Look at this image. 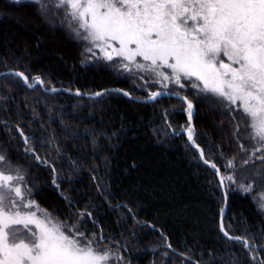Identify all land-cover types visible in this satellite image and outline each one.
<instances>
[{
	"label": "trees",
	"instance_id": "trees-1",
	"mask_svg": "<svg viewBox=\"0 0 264 264\" xmlns=\"http://www.w3.org/2000/svg\"><path fill=\"white\" fill-rule=\"evenodd\" d=\"M55 5L48 0L42 13L35 1L0 0V73L83 94L122 88L146 99L161 91L146 74L86 51ZM173 88L166 91L197 107L194 140L205 159L236 181H226L225 230L247 236L254 249L220 231L224 194L182 134L188 115L180 100L142 104L114 92L88 99L0 78V151L42 210L104 237L99 250L110 248L120 264H264V161L242 165L254 148L246 117L210 94ZM233 159L236 167H226ZM249 184L253 191L245 192L241 185Z\"/></svg>",
	"mask_w": 264,
	"mask_h": 264
},
{
	"label": "snow or ice",
	"instance_id": "snow-or-ice-1",
	"mask_svg": "<svg viewBox=\"0 0 264 264\" xmlns=\"http://www.w3.org/2000/svg\"><path fill=\"white\" fill-rule=\"evenodd\" d=\"M35 2L42 13L48 11V0ZM55 6L64 9L75 35L87 41L86 51L95 55L99 49L107 61L119 58L124 71L144 73L159 84L162 90L150 92L149 100L173 84L234 106L246 117L247 139L254 145L242 165L264 161V0H56ZM15 75L28 83L23 73ZM36 84L43 81L35 77L29 86ZM180 98L187 104V138L203 158L190 126L193 104ZM6 160L0 154V264H109L120 259L110 248L99 250L104 237L88 236L79 222L69 224L40 209L30 199L32 190L21 170L5 167ZM211 167L219 174L214 163ZM226 167L235 168V160ZM225 181L236 182L232 175L222 176L221 185ZM241 187L253 191L252 184ZM260 207L264 210V203ZM221 231L245 249L255 248L247 236H232L223 224Z\"/></svg>",
	"mask_w": 264,
	"mask_h": 264
},
{
	"label": "water",
	"instance_id": "water-1",
	"mask_svg": "<svg viewBox=\"0 0 264 264\" xmlns=\"http://www.w3.org/2000/svg\"><path fill=\"white\" fill-rule=\"evenodd\" d=\"M15 73H17L16 71H5L3 73H0V78H4V77H9V76H16ZM20 73V72H19ZM25 76V75H24ZM16 77H19V76H16ZM21 78V77H20ZM22 79V78H21ZM23 82H24V85L28 88V89H31V90H34L36 87L40 86L42 88V90L45 92V93H50V94H54V93H58V92H65V93H68V94H72V95H76V96H79V97H85V98H88V99H95V98H98L100 96H103L109 92H114V93H120V94H123L124 92H127L125 89H122V88H113V89H108V90H104V91H101V92H98V93H102V95H96L97 93H94V94H83L79 91H75V92H72L71 90L69 89H61V88H57L55 89V91H52V89L48 90L45 88L44 86V83L42 85L40 84H36L34 87H30L29 85L32 84V82L28 79V83H25L24 79H22ZM164 95H161V96H158L155 100H149V97L146 98V99H137V98H134L132 97V95H129L126 96L127 98L129 99H132L138 103H142V104H152V103H155L156 101L160 100V99H165V98H174V99H177V100H180L184 103V101L180 98V97H185L181 94H179V96H177L174 92H169V91H165ZM79 93V95L77 94ZM124 95V94H123ZM125 96V95H124ZM188 99V98H187ZM191 101V100H190ZM192 102V101H191ZM186 106L187 104L184 103ZM193 104V114H192V119H191V124L190 126L194 129V136H195V127H194V123H195V119H196V115H197V107L195 106V104L192 102ZM188 126H189V119H188ZM187 129V128H186ZM186 129L182 130V134L184 135L188 145L190 147H192L195 151H197L200 155V152L197 150L196 147L193 146V144L191 142H189L188 138H187V131ZM194 136H193V139H194ZM23 141L25 142L26 141V138L23 136L22 137ZM195 141V140H194ZM196 144V143H195ZM197 145V144H196ZM199 149H201L199 147ZM202 150V149H201ZM204 153V151H203ZM202 163L208 168L210 169L211 171L215 172L218 180H219V183H220V186H221V189L223 191V194H224V198H225V202H224V206L221 210V215H220V220H219V228H220V231H221V224H223L224 226V218H225V215H226V212H227V188H226V181L224 182V185H221V177L223 176L221 171L219 170V174H217L216 172V169H213L211 167V163L208 162V163H205L204 161L206 160L205 159V155L203 156V158H201V156H199ZM217 168V167H216ZM218 169V168H217ZM225 228V226H224ZM221 233L223 234V232L221 231ZM224 235V234H223ZM225 236V235H224ZM226 237V236H225ZM227 238V237H226Z\"/></svg>",
	"mask_w": 264,
	"mask_h": 264
},
{
	"label": "rangeland",
	"instance_id": "rangeland-1",
	"mask_svg": "<svg viewBox=\"0 0 264 264\" xmlns=\"http://www.w3.org/2000/svg\"><path fill=\"white\" fill-rule=\"evenodd\" d=\"M16 1H19V0H16ZM28 1H35V0H28ZM59 10V12L61 11V12H63L64 13V9L63 8H59L58 9ZM64 23H65V25H66V27H68L67 29L68 30H72V27H75V25H73L72 27H70L69 26V21L66 19L65 21H64ZM70 30V32H72V34L73 35H75V33L73 32V30L71 31ZM76 36V35H75ZM76 38H78L77 36H76ZM87 42V41H86ZM87 45H88V43H87ZM88 47H89V45H88ZM95 53H97L100 57H103V53H101L100 51H99V49H94L93 50ZM114 60H119V58H116V59H114ZM113 60V61H114ZM165 71H169V70H165ZM142 74H144V73H142ZM33 83V82H32ZM184 83L187 85L189 82H187V81H184ZM160 86V85H159ZM169 86H171V87H174L173 89L174 90H177V91H180V90H185V89H187V88H191V87H185L184 89H180V88H178L177 86H175V85H173V84H169ZM168 86V87H169ZM193 89V88H192ZM162 90V89H161ZM165 91L167 90V89H164ZM196 91H198L197 89H195ZM170 92V91H169ZM174 93H176V92H174ZM0 154H3V153H1V151H0ZM8 166V163H7V161L5 162V167H7ZM25 186H26V183H25ZM27 187V186H26ZM30 199H32L31 197H30ZM41 209V208H40ZM103 251V250H102ZM109 264H120V261L119 260H113V261H110L109 262Z\"/></svg>",
	"mask_w": 264,
	"mask_h": 264
}]
</instances>
